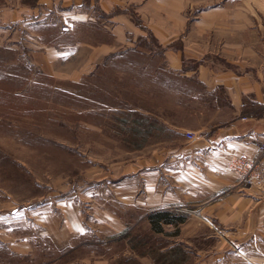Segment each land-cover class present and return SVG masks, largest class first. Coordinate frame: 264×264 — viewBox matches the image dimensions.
<instances>
[{"label": "crops", "instance_id": "0c3cea01", "mask_svg": "<svg viewBox=\"0 0 264 264\" xmlns=\"http://www.w3.org/2000/svg\"><path fill=\"white\" fill-rule=\"evenodd\" d=\"M32 2L4 0L0 26L38 29L36 44L45 53L35 59L42 72L86 55L85 67L70 77L77 80L105 59H117L131 79L150 74L154 84L147 96L163 86L160 93L173 98V107L191 113V119L160 121L132 109L147 123L143 130L138 117L131 119L137 149L158 147L91 178L87 187L103 189L109 206L91 198L102 212L95 219L100 232L110 237L144 225L155 243L150 254L133 248L144 264H160L162 255L171 264H264V191L238 187L230 167L233 156H253L256 142H264V0ZM187 131L195 137L186 138ZM55 206L60 215L48 209L38 214L49 233L72 236L89 229L76 204L59 200ZM158 210L185 219L154 232L146 215ZM0 241L12 252L31 250L25 239Z\"/></svg>", "mask_w": 264, "mask_h": 264}, {"label": "rangeland", "instance_id": "374dc122", "mask_svg": "<svg viewBox=\"0 0 264 264\" xmlns=\"http://www.w3.org/2000/svg\"><path fill=\"white\" fill-rule=\"evenodd\" d=\"M18 26H0V237L28 240L31 250L14 252L25 257L23 264H144L133 256L132 246L150 254L154 237L144 225L104 236L95 223L102 212L92 199L108 208L102 199L106 192L87 185L102 168L158 147L137 149L130 130L133 108L160 121L191 119V113L173 107V98L160 93L163 86L160 95L147 96L154 84L150 74L138 72L131 79L117 59H105L94 73L77 80L70 77L85 67L86 55L59 60L45 74L35 59L45 53L36 44L38 29ZM59 200L76 204L89 229L59 237L42 228L38 214L48 209L60 215L55 206ZM0 254V264H8V257L16 261L5 251ZM156 259L171 264L164 255Z\"/></svg>", "mask_w": 264, "mask_h": 264}, {"label": "built area", "instance_id": "2783aa9c", "mask_svg": "<svg viewBox=\"0 0 264 264\" xmlns=\"http://www.w3.org/2000/svg\"><path fill=\"white\" fill-rule=\"evenodd\" d=\"M186 138L193 139V132L187 131ZM257 152L253 156L243 154L233 156L230 167L236 176V185L240 188L255 187L264 191V142L257 141Z\"/></svg>", "mask_w": 264, "mask_h": 264}, {"label": "trees", "instance_id": "16d2710c", "mask_svg": "<svg viewBox=\"0 0 264 264\" xmlns=\"http://www.w3.org/2000/svg\"><path fill=\"white\" fill-rule=\"evenodd\" d=\"M257 109H261V106L257 107ZM262 113H263V111H261L259 113H255V114L260 115ZM245 114H252V113H246L245 111H243V115H245ZM134 117L139 118V121H138L139 126L141 128H143V130H144L145 127L147 126L146 125L147 123L144 120L140 119L141 116L138 114ZM146 219L149 221L150 229L152 231L163 232V224L170 223V224L176 225L177 223L182 222L185 219V216L182 214H176V213L168 211V210H158V211H154V212L147 214ZM142 240H143V238H142ZM144 242H145V240H144ZM132 247L136 248L137 246L133 244ZM0 251H5L6 254H8L9 256H12V257L15 256L16 257V259H15L16 261H14V259H11L8 257V259H9V261H7L8 264H23V262H25L24 256L17 255L16 253L10 251L7 248V246L1 241H0ZM21 259H23V260L21 261Z\"/></svg>", "mask_w": 264, "mask_h": 264}]
</instances>
